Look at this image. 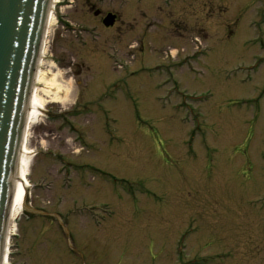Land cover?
<instances>
[{
	"label": "rangeland",
	"instance_id": "obj_1",
	"mask_svg": "<svg viewBox=\"0 0 264 264\" xmlns=\"http://www.w3.org/2000/svg\"><path fill=\"white\" fill-rule=\"evenodd\" d=\"M123 1L50 7L41 70L69 94L26 135L32 220L7 263L264 264V0ZM158 8L178 24L132 52L125 22Z\"/></svg>",
	"mask_w": 264,
	"mask_h": 264
},
{
	"label": "water",
	"instance_id": "obj_2",
	"mask_svg": "<svg viewBox=\"0 0 264 264\" xmlns=\"http://www.w3.org/2000/svg\"><path fill=\"white\" fill-rule=\"evenodd\" d=\"M48 0H0V257L17 151ZM114 16L103 25L111 27Z\"/></svg>",
	"mask_w": 264,
	"mask_h": 264
},
{
	"label": "bare ground",
	"instance_id": "obj_3",
	"mask_svg": "<svg viewBox=\"0 0 264 264\" xmlns=\"http://www.w3.org/2000/svg\"><path fill=\"white\" fill-rule=\"evenodd\" d=\"M59 0H52V5L55 6ZM52 20V21H51ZM51 23H54V16L51 18ZM49 21V22H50ZM48 22V24H49ZM159 40V39H158ZM41 59V56H40ZM38 58V65L35 70V80L32 81V88L29 96V106L27 115L29 126L35 125L37 118L41 115L42 109L49 103L63 104L68 97V90L63 88L56 80V77L49 76L48 72L41 70V60ZM33 152L29 151L23 141L21 148L17 151L16 175L13 182L14 197L12 200L13 217L19 210L23 208L22 195L25 193L28 186L27 177L29 175L30 164L32 161ZM71 188V186L69 187ZM99 226V225H98Z\"/></svg>",
	"mask_w": 264,
	"mask_h": 264
},
{
	"label": "flooded vegetation",
	"instance_id": "obj_4",
	"mask_svg": "<svg viewBox=\"0 0 264 264\" xmlns=\"http://www.w3.org/2000/svg\"><path fill=\"white\" fill-rule=\"evenodd\" d=\"M119 1L120 0H118V2ZM121 4L124 6L123 3H121ZM112 14L115 15V17H116L115 24L111 29H104V30L105 31H114V30L119 31L122 28H124V24L126 23V25H128V28L130 29V30L128 29V32H126V36H134L135 37V40H132L130 42L128 41V44H127V45H129V49L132 50V52H135V51L137 52L138 50H140L142 48L144 40L147 36L151 35L152 40L157 41L159 39V34H158V32H156V28L159 27L160 25L165 24L167 26V30L171 31V28L174 25L178 24L177 20L173 19L171 17V14L166 13V11H163L162 8H158L156 10V12L152 13L153 14L152 16L149 14L146 15L145 13L139 11L135 14L134 17L131 16L129 21H127L125 23L120 22V17H119L120 14L118 12H117L118 15L115 13H112ZM166 17L168 18V20L165 23H163L162 18H166ZM121 18H122V16H121ZM94 19H96V20L102 19L101 14H99V13L94 14ZM140 20H141V22H138ZM137 25H139V26H137ZM150 27H152L154 30L153 31L149 30ZM117 51L119 52V49ZM132 54H134V53H132Z\"/></svg>",
	"mask_w": 264,
	"mask_h": 264
}]
</instances>
